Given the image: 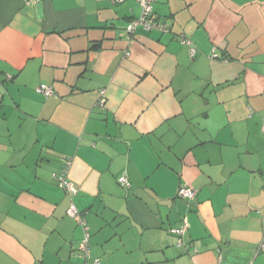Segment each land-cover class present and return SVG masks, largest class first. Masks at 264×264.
Here are the masks:
<instances>
[{
    "label": "crops",
    "instance_id": "obj_1",
    "mask_svg": "<svg viewBox=\"0 0 264 264\" xmlns=\"http://www.w3.org/2000/svg\"><path fill=\"white\" fill-rule=\"evenodd\" d=\"M139 14L0 0V264H91L71 201L99 264H264V0H156L169 31L128 34Z\"/></svg>",
    "mask_w": 264,
    "mask_h": 264
},
{
    "label": "built area",
    "instance_id": "obj_2",
    "mask_svg": "<svg viewBox=\"0 0 264 264\" xmlns=\"http://www.w3.org/2000/svg\"><path fill=\"white\" fill-rule=\"evenodd\" d=\"M123 1L124 0H112L114 4H118ZM135 1L138 3L140 7V14L137 17L131 19L126 25L125 30L128 34L134 33L137 27H142L146 31L152 29H157L161 32L169 31V27L166 23L153 19V3L156 0H135ZM38 2L39 0H26V4L33 6L37 5ZM180 40L183 44L187 45V47L189 48L190 55L191 56L194 55L196 49L192 41L188 37H185L184 35L180 36ZM10 78L11 76L8 74L4 76V79L6 80ZM35 91L38 94L44 96L53 95V89L45 84L38 85L35 88ZM104 103H105V90H102L100 92L99 104L103 105ZM68 166H69V161L68 159H65L64 166L61 168L59 172H53L52 178H54L57 181L58 185L66 192V194L69 197H72L73 195H75L77 188L74 186L73 182L70 181L67 176ZM117 181L119 185H121L122 187H130V181L125 175H120ZM195 195H196V190L191 186L181 185L178 189V196L181 198L192 200L195 197ZM67 214L71 217L77 218L79 224L83 228V238L81 239L79 244V249L82 253L83 258L87 261L90 260L91 264H99V260L97 258L91 259L90 257V252L88 248V239L90 234L88 232V226L85 223L84 217L82 216V214H80L77 211L72 201L70 202V205L67 208ZM186 228H187V222L185 219H182L178 226L169 228V232L177 237V245L183 244V235L186 231ZM260 248H264V242L261 243Z\"/></svg>",
    "mask_w": 264,
    "mask_h": 264
},
{
    "label": "trees",
    "instance_id": "obj_3",
    "mask_svg": "<svg viewBox=\"0 0 264 264\" xmlns=\"http://www.w3.org/2000/svg\"><path fill=\"white\" fill-rule=\"evenodd\" d=\"M96 45H92V47H95Z\"/></svg>",
    "mask_w": 264,
    "mask_h": 264
}]
</instances>
